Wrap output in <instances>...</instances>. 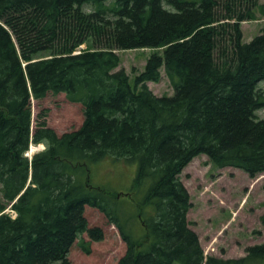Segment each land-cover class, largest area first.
I'll use <instances>...</instances> for the list:
<instances>
[{"label":"trees","instance_id":"16d2710c","mask_svg":"<svg viewBox=\"0 0 264 264\" xmlns=\"http://www.w3.org/2000/svg\"><path fill=\"white\" fill-rule=\"evenodd\" d=\"M257 11L259 0H0V264H70L75 241L89 253L104 233L85 205L117 228V264H264V242L204 255L180 179L199 154L264 173V29L247 42L240 29ZM140 47L162 51L132 84L116 50ZM161 66L171 95L146 84ZM49 92L81 104L77 128L58 134L46 109L32 128L31 100ZM30 143L44 147L27 156ZM105 156L136 162L122 196L89 182Z\"/></svg>","mask_w":264,"mask_h":264},{"label":"rangeland","instance_id":"374dc122","mask_svg":"<svg viewBox=\"0 0 264 264\" xmlns=\"http://www.w3.org/2000/svg\"><path fill=\"white\" fill-rule=\"evenodd\" d=\"M264 4V0H259ZM91 7L86 6L89 10ZM242 41L247 42L264 29V14L257 11L254 20L240 22ZM122 67L134 84V77L142 71L147 57L162 51V47H140L116 50ZM216 57V56H215ZM159 81L146 82L156 95L173 94V86L160 67ZM264 92V81L259 82ZM32 128L37 113L47 110L46 123L60 134L77 128L82 121L81 104L68 101L63 92L48 93L40 100H31ZM264 118V107L255 111ZM43 147L42 144H30L28 154ZM32 151L29 152V150ZM136 162L105 156L89 164V182L100 185L112 192L126 193L130 190L135 175ZM180 179L186 187L191 208L187 213L190 227L197 233L204 255H216L223 258L245 255V247L264 242V173L250 177L245 171L232 167H217L205 154H199L185 165ZM84 215L89 226H99L103 238L90 241L91 251H82L76 241L70 247V264H117L124 254L125 243L117 228L108 223L106 217L95 207L84 206ZM88 240L86 233L80 235Z\"/></svg>","mask_w":264,"mask_h":264},{"label":"bare ground","instance_id":"6f19581e","mask_svg":"<svg viewBox=\"0 0 264 264\" xmlns=\"http://www.w3.org/2000/svg\"><path fill=\"white\" fill-rule=\"evenodd\" d=\"M5 213V212H4ZM13 217V216H12Z\"/></svg>","mask_w":264,"mask_h":264}]
</instances>
